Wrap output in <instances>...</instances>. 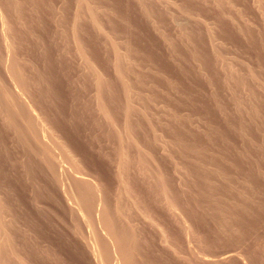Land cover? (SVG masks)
Returning <instances> with one entry per match:
<instances>
[{"label":"rangeland","instance_id":"374dc122","mask_svg":"<svg viewBox=\"0 0 264 264\" xmlns=\"http://www.w3.org/2000/svg\"><path fill=\"white\" fill-rule=\"evenodd\" d=\"M0 14V264H96L97 193L131 263L264 264V0Z\"/></svg>","mask_w":264,"mask_h":264},{"label":"bare ground","instance_id":"6f19581e","mask_svg":"<svg viewBox=\"0 0 264 264\" xmlns=\"http://www.w3.org/2000/svg\"><path fill=\"white\" fill-rule=\"evenodd\" d=\"M2 10V9H1ZM3 11V10H2ZM2 14V13H1ZM1 14H0V31H2V34H3V36H4V41H5V45H6V47H5V45H4V47H5V51H6V49H7V53H4V54H6L5 56H6V60L4 61V62H6V65H5V68H6V70H7V72H9L11 69H12V63L10 64V60H11V57H13V56H11L12 54H11V52H12V50H9V47H10V44L8 43V40L10 41V37L9 36H7V34H6V32H7V29H6V23L7 22H5V20H3V18L1 17ZM92 23H93V21H92ZM8 24V23H7ZM100 27V26H99ZM98 26H97V24H96V28L98 29V31H100V32H103V30H100V28H99ZM1 34V33H0ZM1 34V35H2ZM2 36V37H3ZM8 37L10 38V39H8ZM10 49H12V47L10 48ZM4 51V52H5ZM11 51V52H10ZM117 51V50H116ZM80 52H81V50H80ZM119 72V71H118ZM10 74V73H9ZM7 75V74H6ZM15 75V74H14ZM10 76H11V74H10ZM13 76V75H12ZM11 76V78H13ZM12 80V79H11ZM11 80H10V82H11ZM15 80H17V79H15ZM12 82H14L13 80H12ZM14 85V84H13ZM15 85H16V87L18 88V86H17V84L15 83ZM13 90V89H12ZM16 90V89H15ZM20 91V90H19ZM125 91V90H124ZM13 92H15V91H13ZM16 92H18V91H16ZM17 94H20V93H17ZM16 94V97L18 98V95ZM21 95H24L23 94V92H22V90H21ZM9 96V95H8ZM10 96H12V95H10ZM14 96V95H13ZM13 96H12V98H13ZM20 96V95H19ZM7 97V96H6ZM8 98V97H7ZM19 98H21V97H19ZM8 100V99H7ZM34 106V105H33ZM101 106H103V105H101ZM100 106V107H101ZM99 107V108H100ZM104 108V107H103ZM29 109V108H28ZM32 109V108H31ZM30 110V109H29ZM28 110V111H29ZM104 110V109H103ZM102 111V110H101ZM103 112V111H102ZM30 113H32L31 111H30ZM103 113H105V112H103ZM42 138H45V137H43L42 136ZM40 143H42V142H40ZM39 143V144H40ZM41 145V144H40ZM43 146H45V145H43ZM59 166V165H58ZM54 167V166H53ZM55 167H57V165L55 166ZM63 167V166H62ZM59 168V167H58ZM56 169V168H55ZM60 169V168H59ZM61 170V169H60ZM59 170V171H60ZM58 171V172H59ZM67 171H70L69 169L67 170ZM61 172V171H60ZM63 172V171H62ZM64 173H66V172H64ZM68 173V172H67ZM72 173H73V171H72ZM77 172H74L73 174H75V175H77V174H79V173H77ZM82 173V172H81ZM60 174V173H59ZM67 175V174H66ZM71 175V174H70ZM64 176V175H63ZM69 177V176H68ZM72 177H73V175H72ZM76 177V176H75ZM63 178V177H62ZM66 178H67V176H66ZM60 179V178H59ZM68 179V178H67ZM75 179V178H74ZM79 179V178H78ZM69 180V179H68ZM73 181V180H72ZM68 182V181H67ZM73 183V182H72ZM73 186V185H72ZM73 188V187H72ZM75 188V187H74ZM73 188V189H74ZM78 190V189H77ZM98 190V189H97ZM96 191V190H95ZM96 192H98V191H96ZM100 192V191H99ZM74 193V192H73ZM78 193V192H77ZM69 195V194H68ZM72 195V194H71ZM96 195V194H95ZM73 196V195H72ZM79 197L80 196H78V199H79ZM77 198V197H76ZM96 210H95V216H97L96 218H97V220H98V225L100 226V232H101V236L100 237H96L95 235H93L94 233H93V231H91V234H92V241L90 242V254H92V257H93V261H95V263L96 264H109L110 262H109V260H110V258H109V254L111 253V255H112V260H113V263L114 264H132L133 263V261H132V263H131V258H130V256H132L130 253L131 252H133L134 250L132 249V251L131 252H129V250H128V246L127 245H124V243H123V235H119V234H117L118 232H114V230L112 229V227L109 225L110 224V222H109V224L106 222V217H105V215H107V213H106V211H105V206L103 205V201H104V199H103V201H102V197H100V195H99V193H97V195H96ZM78 199H77V202H78ZM69 200H70V198H69ZM71 200H72V198H71ZM76 200V199H75ZM84 200H85V198H84ZM92 200V199H91ZM76 202V203H77ZM78 204V206H76L77 208H76V211H78V213H80V215H81V217H82V220H84V219H86V220H84L85 222H86V225H84L85 227L87 226V227H91V223L88 221V218L86 217V212H87V210L88 209H86V210H84L83 209V207H82V205L80 204V203H77ZM80 204V205H79ZM83 205H84V203H82ZM85 204H87V203H85ZM92 204V203H91ZM94 204H95V202H94ZM105 204V203H104ZM88 205V204H87ZM89 205H90V203H89ZM88 208V207H87ZM93 208V207H92ZM94 209H95V205H94ZM108 208L106 207V210H107ZM75 210V209H74ZM89 210H93V209H89ZM90 212H92V211H89V213ZM93 213V212H92ZM109 214V213H108ZM87 215H89V214H87ZM89 216H91V215H89ZM80 217V218H81ZM109 217V216H108ZM78 220V219H77ZM76 220V221H77ZM92 220V219H91ZM115 221V220H114ZM113 222V221H112ZM95 223V222H94ZM112 225V224H111ZM117 225V224H116ZM98 226V227H99ZM86 227V228H87ZM95 227V226H94ZM114 227V226H113ZM116 227V226H115ZM115 229V228H114ZM89 230H91V229H89ZM93 230V229H92ZM121 230V229H120ZM120 232H122V231H120ZM83 233V232H82ZM86 233V232H85ZM88 234H90L89 232H88ZM125 234V233H124ZM98 235V234H97ZM100 235V234H99ZM91 237V236H90ZM126 237V236H125ZM127 237H128V235H127ZM85 238V237H84ZM83 238V239H84ZM90 239V238H89ZM134 240V239H133ZM124 241H127V239L126 240H124ZM130 241H131V239H130ZM88 242V241H87ZM88 242V243H89ZM135 242V241H134ZM129 244V243H128ZM102 245H104V247L106 246V248L110 251V253L108 252L107 253V251H106V253H105V251H104V248L102 247ZM130 245V244H129ZM127 246V247H126ZM132 246H133V244H132ZM106 248H105V250H106ZM134 248V247H133ZM90 254H89V256H90ZM134 255V254H133ZM198 256V255H197ZM230 256V255H229ZM134 257V256H133ZM137 257V256H136ZM203 258V257H202ZM225 258H227V255L226 256H222V258L221 259H225ZM137 259V258H136ZM207 259V258H206ZM229 259V258H228ZM134 260V259H133ZM227 260V259H226ZM135 261V260H134ZM225 261V260H224ZM207 262V261H206ZM134 264V263H133Z\"/></svg>","mask_w":264,"mask_h":264}]
</instances>
